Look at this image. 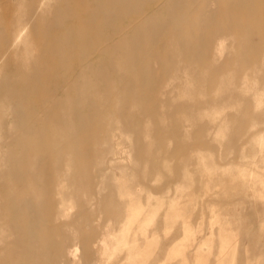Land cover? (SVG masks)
Instances as JSON below:
<instances>
[{"label":"rangeland","instance_id":"rangeland-1","mask_svg":"<svg viewBox=\"0 0 264 264\" xmlns=\"http://www.w3.org/2000/svg\"><path fill=\"white\" fill-rule=\"evenodd\" d=\"M218 1L0 0V264H264V0Z\"/></svg>","mask_w":264,"mask_h":264},{"label":"bare ground","instance_id":"bare-ground-1","mask_svg":"<svg viewBox=\"0 0 264 264\" xmlns=\"http://www.w3.org/2000/svg\"><path fill=\"white\" fill-rule=\"evenodd\" d=\"M230 2H232V1H229V2L228 1L224 2L222 0L218 1L217 5L220 6V11H219V13L216 16V19H214L213 22L211 23V25H213V29L210 32V34L212 36L216 35V32H217L216 28H218V25H220L225 20L226 12H228L230 10V8H235L236 9L237 4L236 3L233 4V3H230ZM199 23H202V22L199 20Z\"/></svg>","mask_w":264,"mask_h":264}]
</instances>
